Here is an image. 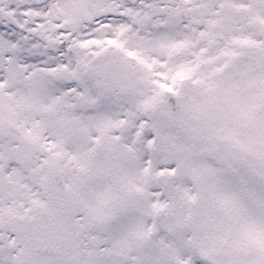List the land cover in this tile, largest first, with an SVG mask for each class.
Segmentation results:
<instances>
[{"label":"snow or ice","instance_id":"6c2138e0","mask_svg":"<svg viewBox=\"0 0 264 264\" xmlns=\"http://www.w3.org/2000/svg\"><path fill=\"white\" fill-rule=\"evenodd\" d=\"M0 264H264V0H0Z\"/></svg>","mask_w":264,"mask_h":264}]
</instances>
